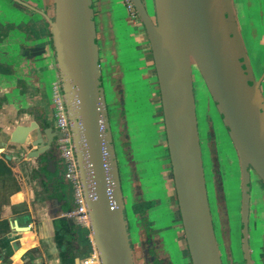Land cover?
Listing matches in <instances>:
<instances>
[{"label": "water", "instance_id": "obj_1", "mask_svg": "<svg viewBox=\"0 0 264 264\" xmlns=\"http://www.w3.org/2000/svg\"><path fill=\"white\" fill-rule=\"evenodd\" d=\"M131 2L151 51L190 264H222L205 186L192 66L202 78L239 158L241 251L244 264H252L248 244L249 185L251 174L264 185V102L232 0H153V16L142 0ZM36 11L54 39L93 245L101 264H134L101 80L92 0H53L51 16ZM42 52L41 46L21 50L28 58ZM52 141L46 130H39L33 121L16 125L9 134L12 144L36 147L27 153L28 158L44 155L48 160ZM13 227L17 229L16 223Z\"/></svg>", "mask_w": 264, "mask_h": 264}, {"label": "rangeland", "instance_id": "obj_2", "mask_svg": "<svg viewBox=\"0 0 264 264\" xmlns=\"http://www.w3.org/2000/svg\"><path fill=\"white\" fill-rule=\"evenodd\" d=\"M22 1L27 4L26 8L15 0H8L10 9L8 7L6 10L2 7L3 13L1 14L14 21L15 19L16 21L21 20L23 18L21 16L26 14L28 18L31 17L40 22V14L36 10L51 13V8L46 5L48 3H45V0ZM142 1L149 15L153 16V0ZM234 1L239 5L235 12H237V19L243 29L248 27L250 20L257 28L261 29L260 11H263L264 14V0L260 5L256 4L249 9L246 0ZM253 1L255 2V0ZM92 3L94 19L96 18V30L105 35L102 40L99 35L97 36L99 62L111 135L117 157L123 215L133 249L132 255L133 251L135 254L134 264H152L151 255L165 259L169 264H190L179 212L174 202L175 192L169 172V162L166 158L160 98L149 45L143 42L136 44L129 36V33L133 31L130 28L132 22L136 20L132 21L129 17L123 0L105 1L104 8L113 9V19L112 17L110 19L100 18L99 14L102 9L97 6V0H92ZM9 23V21L3 22V18H1L0 31L6 32L10 29L11 24ZM41 23L43 24L44 20ZM36 29L38 27L32 28L33 32H31L29 40L24 43L25 48L36 43V41L33 42V37L37 36ZM139 30L145 37L146 34L142 26ZM19 34L22 37L23 34ZM50 34L48 45L54 53V64H57L54 39ZM23 37L25 39L24 35ZM246 43L251 53V47L253 48L254 44L252 40L246 41ZM6 49L7 46L0 47V62L13 71L12 76L23 74L21 64H15L16 60L12 64L6 57V55L12 56L18 61L23 59L20 47L13 46L9 51ZM2 50L6 52L4 55H1ZM105 50L110 51L104 52ZM44 59V57L39 58L40 63L38 64H44ZM192 67L196 114L203 133L201 136L203 167L205 179L207 178L209 182L207 184L209 196L207 197H209L210 207L214 212L219 229L217 239L219 240L222 263L232 264L233 260L229 261L226 257V253L231 251V247L225 246L227 241L224 239L228 231L225 211L216 196L215 200L213 199L211 192L213 182L215 187H222L227 207H231L230 202L233 200L238 205L239 192L241 191L240 162L202 78L197 69ZM257 73L258 71L255 70L256 77H258ZM42 83H47L45 89L48 91L49 86L45 77L42 79ZM234 175L237 176L238 182ZM260 182L254 174L251 175L250 193L252 196L259 187L264 188ZM215 191L217 192L216 188ZM142 203L147 206L143 218L136 213L138 204ZM218 209L222 213L219 214ZM238 214L239 211L237 216ZM252 248H255L254 244ZM235 251L233 264H242L240 249L236 247Z\"/></svg>", "mask_w": 264, "mask_h": 264}, {"label": "crops", "instance_id": "obj_3", "mask_svg": "<svg viewBox=\"0 0 264 264\" xmlns=\"http://www.w3.org/2000/svg\"><path fill=\"white\" fill-rule=\"evenodd\" d=\"M18 1H20L18 4L26 8L21 3L23 2L22 0ZM45 1V3H48L46 5L51 8V13L47 12L51 16L53 0ZM105 1L97 0V6L102 9L99 16L102 19H110L111 17L113 19V9L110 7L105 9ZM261 3H263L262 0H255V2L253 0H246L248 9L251 6H255L256 4L260 5ZM9 5L8 0H0V19L3 18V22L9 21V24H11L10 29L6 32L3 30L0 31V47L7 46L6 50L8 51L13 46L20 47V54L23 56V59L18 61V59H13L12 56L6 55V57L12 64L14 60H16L15 64H21L20 67L23 74L12 76L13 71L6 68L0 62V264H11L12 262V264H68L67 262H74L75 264L83 256L91 254L94 245L89 221L86 224H80L75 217L67 215V212L75 209L76 203L73 196V186L64 178L65 161L60 157L58 152L56 153L54 151L50 152V158L48 160L45 159L44 155L43 158L40 156L37 158H28L27 153L34 150L35 147L32 145L20 146L9 142V134L13 128L18 124H28L36 120L35 114H38V120L42 128L48 126L46 116L49 114L50 104H52V84L57 82L61 87L57 64H54V53L48 45L49 34H47L46 30H41L43 26L41 23L43 21L42 16L40 15V22L33 20L30 16L28 18L26 14L21 16V18L23 17L21 20L16 21L15 19L14 21L1 14L3 13L2 7L8 10V7L10 9ZM232 5L248 60L251 68H254V74L255 70L258 71V77L256 75L255 77L259 80L261 94L264 97L263 11H260L261 29L257 28L252 20L249 21L248 27L243 29L237 19V12H235L239 5L234 0H232ZM27 21L32 22L34 27H38L40 30L33 39V42L36 41V43L28 46L39 45L43 47V52L41 55L34 57L35 59L24 57L21 53V50L25 49L24 43L28 39H23V35L21 37L19 34L21 31L15 27V25ZM133 22L130 27L133 31L129 33V36L133 38L136 44H140L141 42L148 43L147 37L142 36L141 30H139L142 26L139 20ZM96 34L101 37V40L105 37L101 31L97 32L96 30ZM250 40L254 44L253 48L251 47V53L253 54L249 52L246 43V41ZM107 51L110 50H105L104 52ZM5 53V50H2L1 55ZM42 57L45 58V63L38 64L40 63L39 58ZM44 77L48 82V91L45 89L47 83H42ZM102 79L103 76L101 74ZM196 120L200 144L201 136L203 135L202 126L198 117ZM55 126L57 128L56 122ZM163 133L166 158L170 166L164 125ZM5 155L9 156V158H6ZM169 172L172 179L171 167ZM234 176L236 182H238L237 176ZM208 183L206 178V184ZM212 187L211 195L213 194V199L215 200L217 194L214 192L215 185L213 182ZM207 196H209L208 193ZM219 197L221 198L219 204L223 205L225 221L228 223L227 236L224 239L227 241L225 246L227 248L231 247V251L229 250L228 254L226 253V257L229 261L230 259L233 260L231 261L233 264L235 260L233 256L236 255L235 248L237 247L240 249L242 264H244L241 245L237 238L238 230L236 224L241 197L239 196L238 205L233 200L230 202L231 207L228 206L229 208L227 207L228 204L221 186L219 187ZM174 202L177 205L176 197ZM210 212L212 221L215 222L213 210ZM218 212L219 214L222 213L220 209H218ZM248 219L250 260L252 264H264V188L262 187H259L253 196L249 191ZM15 223L20 227H27L28 230L20 233V231H17L13 227ZM253 244L255 248H252ZM134 255L133 251V257ZM17 259L18 262H15Z\"/></svg>", "mask_w": 264, "mask_h": 264}, {"label": "built area", "instance_id": "obj_4", "mask_svg": "<svg viewBox=\"0 0 264 264\" xmlns=\"http://www.w3.org/2000/svg\"><path fill=\"white\" fill-rule=\"evenodd\" d=\"M123 2L126 6L129 17L132 20H139L131 0H123ZM51 99L55 112L56 125L59 132L62 133L59 140V146L61 150V157L66 164L65 179L73 186V196L76 203L75 209L71 212H67V215L75 217L80 224H86L88 222L87 209L79 180L78 165L74 155V148L67 119V111L61 87L57 82L52 84ZM77 264H101L100 256L96 248L93 246L92 253L87 256H83L77 261Z\"/></svg>", "mask_w": 264, "mask_h": 264}, {"label": "flooded vegetation", "instance_id": "obj_5", "mask_svg": "<svg viewBox=\"0 0 264 264\" xmlns=\"http://www.w3.org/2000/svg\"><path fill=\"white\" fill-rule=\"evenodd\" d=\"M17 3H19V2H17ZM21 3H24V2H21ZM25 4V3H24ZM26 6V5H25ZM154 15V14H153ZM35 38V37H34ZM35 46H39V45H35ZM31 47H33V46H31ZM28 48H30V47H28ZM28 48H25V49H22V50H26V49H28ZM23 54V53H22ZM41 55V54H40ZM39 56V55H38ZM24 57H26V56H24ZM34 57H36V56H34ZM34 57H32V58H34ZM28 58V57H27ZM32 58H30V59H32ZM263 64H264V62H263ZM263 67H264V65H263ZM252 72H253V69H252ZM253 76H254V79L255 80H257V78L255 77V74H254V72H253ZM259 89H260V93H261V88H260V83H259ZM193 92H194V89H193ZM261 98H262V100H263V102H264V97L262 96V94H261ZM194 102H195V93H194ZM53 104V103H52ZM52 104H50V108H49V114H47V116H46V121H47V127L46 128H42V126H41V124H40V122H39V116H37L38 114H35V119L36 120H33V122H35L36 123V127L37 128H39V130H46V135H48V136H50V137H52L53 138V141H52V152L54 151V152H58L59 154H60V157H61V150H60V146H59V140H60V138H61V136H59L58 137V135H57V133H59V130H58V128H56V126H55V122H56V119H55V112H54V107H53V105ZM195 113H196V102H195ZM196 119H197V114H196ZM30 123V122H29ZM197 130H198V125H197ZM54 135H57V136H54ZM200 150H201V157H202V163H203V148H202V143L200 142ZM35 149H36V147H35ZM34 149V150H35ZM62 158V157H61ZM63 159V158H62ZM204 168V167H203ZM204 171V170H203ZM252 175V174H251ZM251 175H250V177H251ZM204 178H205V173H204ZM258 180V179H257ZM260 181V180H259ZM260 183H262V182H260ZM205 186L207 187V184H206V179H205ZM264 186V185H263ZM220 187V186H219ZM219 187L217 188V187H215L216 188V190H217V192L215 191V194H217V199H218V201H220L221 200V198L219 197ZM71 189V188H70ZM206 191H207V188H206ZM249 191H250V185H249ZM240 197H241V191H240ZM208 198V197H207ZM208 203H209V200H208ZM209 207H210V205H209ZM211 211V210H210ZM248 217H249V202H248ZM239 220V221H238ZM249 220V219H248ZM236 224H237V230H238V236H237V238L239 239V242H240V245H241V226H240V207H239V214H238V216L236 217ZM212 224H213V230H214V234H215V237H216V241H217V244H218V247H220L219 246V240L217 239V236H218V231H219V229H218V226H217V223H216V221L215 222H213L212 221ZM225 224V223H224ZM227 234V233H226ZM226 234H225V236H226ZM190 261V260H189ZM223 264V263H222Z\"/></svg>", "mask_w": 264, "mask_h": 264}, {"label": "trees", "instance_id": "obj_6", "mask_svg": "<svg viewBox=\"0 0 264 264\" xmlns=\"http://www.w3.org/2000/svg\"><path fill=\"white\" fill-rule=\"evenodd\" d=\"M15 27H17L21 31V33L25 36V39L29 40V38L32 34L31 32H33L32 28H34V25L32 22H30V21L21 22L20 24L15 25ZM41 30H46L47 34L50 33L49 28H48V24L45 21L43 23ZM36 31L38 32V29H36ZM36 35H37V33H36ZM33 39H34V37H33ZM146 209H147V206L144 205V203L138 204V210L136 211V213L139 215V217L143 218ZM180 224H181V221H180ZM151 258H152L151 259L152 264H169L167 260L161 259L156 255H151Z\"/></svg>", "mask_w": 264, "mask_h": 264}, {"label": "bare ground", "instance_id": "obj_7", "mask_svg": "<svg viewBox=\"0 0 264 264\" xmlns=\"http://www.w3.org/2000/svg\"><path fill=\"white\" fill-rule=\"evenodd\" d=\"M193 68V67H192ZM21 227L17 224V231H20V233H23V232H25L26 230H28V228L27 229H20ZM15 262H18V259L17 260H15ZM13 263V262H12ZM11 263V264H12ZM68 264H74V262H67ZM75 264H77V261L75 262Z\"/></svg>", "mask_w": 264, "mask_h": 264}]
</instances>
